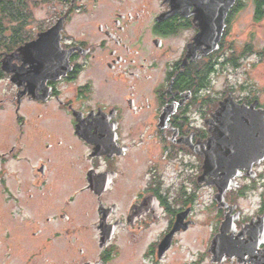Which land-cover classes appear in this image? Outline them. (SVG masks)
<instances>
[{
	"label": "flooded vegetation",
	"instance_id": "1",
	"mask_svg": "<svg viewBox=\"0 0 264 264\" xmlns=\"http://www.w3.org/2000/svg\"><path fill=\"white\" fill-rule=\"evenodd\" d=\"M55 1L0 47V264H264V0Z\"/></svg>",
	"mask_w": 264,
	"mask_h": 264
},
{
	"label": "trees",
	"instance_id": "2",
	"mask_svg": "<svg viewBox=\"0 0 264 264\" xmlns=\"http://www.w3.org/2000/svg\"><path fill=\"white\" fill-rule=\"evenodd\" d=\"M29 2L30 0H0V43L7 44L0 47L11 49L17 42L25 40L23 36L28 33L22 28L31 18ZM17 34L20 38H16Z\"/></svg>",
	"mask_w": 264,
	"mask_h": 264
},
{
	"label": "rangeland",
	"instance_id": "3",
	"mask_svg": "<svg viewBox=\"0 0 264 264\" xmlns=\"http://www.w3.org/2000/svg\"><path fill=\"white\" fill-rule=\"evenodd\" d=\"M29 5L28 7L30 9L31 18L26 26H28L30 32L36 31L37 29L35 28L48 25L49 22H52V20L55 19L52 12L61 11L58 2L55 0H30ZM242 19L244 23L248 22L250 19V10L244 12Z\"/></svg>",
	"mask_w": 264,
	"mask_h": 264
},
{
	"label": "water",
	"instance_id": "4",
	"mask_svg": "<svg viewBox=\"0 0 264 264\" xmlns=\"http://www.w3.org/2000/svg\"><path fill=\"white\" fill-rule=\"evenodd\" d=\"M229 4H231V2ZM206 32H207V27L206 26L202 27L201 28V33H200L202 39H204V37L206 36ZM54 33L58 34L56 28L54 30L50 31L47 34H44V35L40 36L37 41H35V42L31 43V44H26L22 48V50L23 51H28V49H30L31 47L35 48L36 46L38 47V46H43V45H47L48 47H46V49L47 50H51L52 52L58 50L59 49V44H58V37L57 36H56V39L54 41V44H48L50 41H52V39L49 38V37L53 36ZM211 40H212L211 42H213V41L215 42V47L214 48H216V42L218 40V35L216 36L215 40H213V39H211ZM214 48L207 49L206 52L212 51Z\"/></svg>",
	"mask_w": 264,
	"mask_h": 264
}]
</instances>
